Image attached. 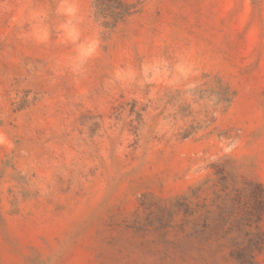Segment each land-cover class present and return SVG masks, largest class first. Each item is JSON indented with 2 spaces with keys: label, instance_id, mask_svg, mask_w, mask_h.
<instances>
[{
  "label": "rangeland",
  "instance_id": "obj_1",
  "mask_svg": "<svg viewBox=\"0 0 264 264\" xmlns=\"http://www.w3.org/2000/svg\"><path fill=\"white\" fill-rule=\"evenodd\" d=\"M129 1L0 0V264L255 249L264 0Z\"/></svg>",
  "mask_w": 264,
  "mask_h": 264
},
{
  "label": "trees",
  "instance_id": "obj_2",
  "mask_svg": "<svg viewBox=\"0 0 264 264\" xmlns=\"http://www.w3.org/2000/svg\"><path fill=\"white\" fill-rule=\"evenodd\" d=\"M97 7V13L104 19L106 25L113 24L120 20H123L126 16L133 13L137 5L129 0H95ZM255 208H256V221L259 229L260 236L254 243V251L250 253H238L237 258L242 264H254L255 250L259 251L263 246L264 239V227L261 224L262 211L264 208V190L260 183L255 185Z\"/></svg>",
  "mask_w": 264,
  "mask_h": 264
}]
</instances>
